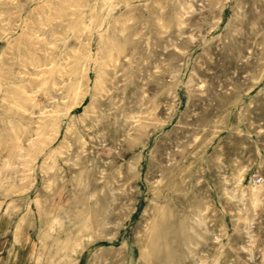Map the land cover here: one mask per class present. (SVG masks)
Instances as JSON below:
<instances>
[{
    "label": "rangeland",
    "instance_id": "rangeland-1",
    "mask_svg": "<svg viewBox=\"0 0 264 264\" xmlns=\"http://www.w3.org/2000/svg\"><path fill=\"white\" fill-rule=\"evenodd\" d=\"M0 264H264V0H0Z\"/></svg>",
    "mask_w": 264,
    "mask_h": 264
},
{
    "label": "built area",
    "instance_id": "built-area-1",
    "mask_svg": "<svg viewBox=\"0 0 264 264\" xmlns=\"http://www.w3.org/2000/svg\"><path fill=\"white\" fill-rule=\"evenodd\" d=\"M252 181H253L254 184H259L260 181H261V178H259V177L258 178H254Z\"/></svg>",
    "mask_w": 264,
    "mask_h": 264
}]
</instances>
